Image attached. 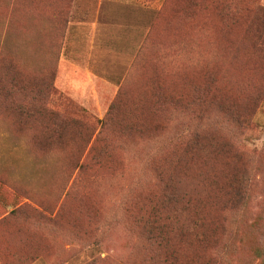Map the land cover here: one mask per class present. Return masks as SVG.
Returning <instances> with one entry per match:
<instances>
[{"label":"rangeland","instance_id":"rangeland-1","mask_svg":"<svg viewBox=\"0 0 264 264\" xmlns=\"http://www.w3.org/2000/svg\"><path fill=\"white\" fill-rule=\"evenodd\" d=\"M263 17L264 0H0V264H122L131 246L138 258L127 264H139L143 235L124 221L155 201L147 171L181 156L156 154L178 127L170 98L207 75L223 102L250 94L264 77L254 52ZM43 101L46 113H21ZM208 110L186 124L202 128L194 158L212 157L217 184L197 181L183 199L207 228L232 226L217 204L253 155L264 170V102L240 142L228 125L212 127ZM254 194L253 215L263 197ZM192 228L184 243L198 238Z\"/></svg>","mask_w":264,"mask_h":264},{"label":"trees","instance_id":"trees-1","mask_svg":"<svg viewBox=\"0 0 264 264\" xmlns=\"http://www.w3.org/2000/svg\"><path fill=\"white\" fill-rule=\"evenodd\" d=\"M259 23L254 35V52L264 55V17L260 19ZM220 35L226 39L229 36L226 29L221 30ZM255 80L256 82L252 83L253 86L256 85L255 90L251 86L247 88L250 94L241 92L229 103L221 101L219 96L212 92L216 81L208 75L204 87L201 88L203 83L198 85V88L193 89L190 96L170 98L173 104L180 106V110L170 108L171 123L176 121L178 127L176 130L175 128L169 129L168 142L157 148L156 154H163L166 158L175 154L181 156L170 158V163L167 161L166 164H157L156 167L147 171L151 180L154 177L155 186L158 187L155 201L147 211L134 215L132 221H124L126 231L131 236H137L133 227L143 235V240L138 238L141 243V258L137 263L255 264L257 262V264H264V170L255 160L254 155L250 163L241 165L238 173L229 175L228 186L230 188L226 190L225 200L217 204L220 211L229 215L224 218V221L233 220L232 226L220 221L207 228L200 219L189 217L192 202L190 199H183L186 197L185 189H188V192L194 196L193 190L197 191L194 183L197 181L206 185L207 189H213L217 184L213 175L215 162L212 157H208L207 160L199 157L194 158L197 152H203L204 149L200 148L201 143L198 139L202 128L198 125L191 127V125L199 119L205 109H209V112L215 110V117L212 114L209 116L211 126L228 125L234 132L235 140L240 142L236 138L240 137L244 128L252 129L254 127L253 118L257 106L264 102V77H256ZM13 101L16 102L15 97ZM43 102L37 106L34 105V102L25 105L27 108H24L21 113L29 117L40 114V112L46 113L47 109L41 106L46 104L45 101ZM159 106L161 105L159 104ZM195 107L197 108L194 110ZM187 117H191L192 124H186ZM56 118L60 121L59 125L64 124V120H59L57 115ZM179 123L184 127L181 132ZM165 132H162L161 136H164ZM191 135L195 137V140L189 139ZM168 146H171L177 153L174 152L167 156ZM258 174L261 175L259 180L257 179ZM256 189L263 197L256 202L258 211L253 215L251 202L255 198L254 191ZM205 196L209 199L211 194L205 192ZM81 207L79 206L77 209ZM91 212L92 208L85 210L87 218L90 217ZM188 221H193V224H189ZM203 226L205 229L211 230L209 235H213L212 237L207 239L205 232L200 234ZM192 227L198 230V238L184 243V238L189 235L188 232L193 230ZM138 244L137 242V246ZM200 247L206 248L204 257L200 256ZM132 249L133 246L129 249V258L122 264H127L130 261L135 263L137 260L138 257Z\"/></svg>","mask_w":264,"mask_h":264}]
</instances>
